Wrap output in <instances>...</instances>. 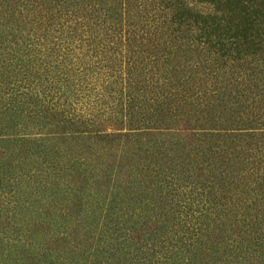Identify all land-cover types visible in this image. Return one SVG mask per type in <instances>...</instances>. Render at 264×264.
<instances>
[{
    "label": "trees",
    "instance_id": "1",
    "mask_svg": "<svg viewBox=\"0 0 264 264\" xmlns=\"http://www.w3.org/2000/svg\"><path fill=\"white\" fill-rule=\"evenodd\" d=\"M0 264H264V0H0Z\"/></svg>",
    "mask_w": 264,
    "mask_h": 264
}]
</instances>
